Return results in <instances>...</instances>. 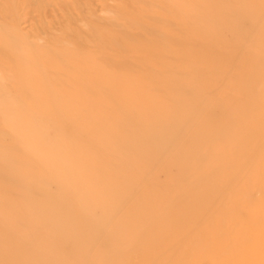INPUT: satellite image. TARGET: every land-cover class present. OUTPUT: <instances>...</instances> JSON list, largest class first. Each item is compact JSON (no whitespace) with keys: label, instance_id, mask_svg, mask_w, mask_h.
<instances>
[{"label":"bare ground","instance_id":"6f19581e","mask_svg":"<svg viewBox=\"0 0 264 264\" xmlns=\"http://www.w3.org/2000/svg\"><path fill=\"white\" fill-rule=\"evenodd\" d=\"M55 5L65 9L55 22L19 27L18 10ZM98 7L103 15L86 0H0V86L83 142H48L0 97V148L31 171L7 172L0 160V188L12 196H0V264H264V0ZM254 60L262 67L248 72ZM25 176L36 188L18 181ZM159 193L167 208L156 207ZM137 219L134 239L123 240Z\"/></svg>","mask_w":264,"mask_h":264},{"label":"rangeland","instance_id":"374dc122","mask_svg":"<svg viewBox=\"0 0 264 264\" xmlns=\"http://www.w3.org/2000/svg\"><path fill=\"white\" fill-rule=\"evenodd\" d=\"M89 5H91L94 9H95V14L98 15H103L104 12L99 10V1L100 0H86ZM108 3H112V0H104ZM27 7V6H26ZM63 5H55L53 7H49V8H43V7H38V6H34V7H27L26 9H20L18 10V24L20 28L23 29H28V28H32L34 25L37 24V22L39 21H48V22H55L56 18H58V16H60L61 14L65 13V9H63ZM57 29V30H56ZM53 33L58 34L60 32V26L58 23H54L53 25V29H52ZM56 30V31H55ZM11 42L16 45L19 46L17 41H15L14 39L11 40ZM38 43H40L41 41H37ZM16 50V49H14ZM31 60L33 61V63L36 65H39V61L36 57H32ZM85 61L84 58L82 57H78L76 59V62L82 64ZM96 67V66H95ZM248 72L252 71L253 69H260L262 67V65L260 64L259 60H254L252 61L248 66ZM43 84L46 87V89L49 92H52V84L50 83L49 79L47 78V76L43 77ZM0 97L2 98H6L9 103L12 105V114L13 115H18V116H23L28 122H30V128L32 130H35L41 137H44L48 142L53 143V136L51 134L57 135L58 137H61L62 139H64L68 144H71L77 148H80L83 146V142L81 141L80 137L78 136L77 133H74L73 131L69 130L65 124L60 121V120H56L53 119L51 116L47 115L44 112H38L36 110H34L25 100V98L19 93L18 89H14V90H8L5 89V86L1 85L0 86ZM249 100L252 103L256 102V96L254 93L249 95ZM43 113V114H42ZM232 124L234 125H241V123L243 122L242 117H237L236 119H233ZM77 134V135H76ZM132 137V136H131ZM94 141L99 142L101 140L100 136H96L95 138H92ZM22 137L19 135H15V140H14V145L15 146H19V145H23L22 142ZM209 150V149H206ZM5 155V151L3 149L0 148V160H2L3 163V167L7 172L10 171H14L16 169H18V171H22L26 176L27 174L29 175V173L31 172L30 170H28V167L24 166V167H18V165L16 164V162L12 159H8L4 157ZM64 156V154L62 155ZM59 157L58 160L62 163L63 167L65 168V172H70L73 170V166L69 161H64V157ZM91 157H100L102 158L105 162H112L115 160H120V157H115L111 154L110 150H104V152H102V155L99 153H96L95 149L91 150L90 153ZM37 161V160H35ZM39 164V169L37 170L38 173L40 174H45L49 171V159L43 158L40 161L37 162ZM157 170V169H156ZM201 170V161L197 162L196 164L192 165L191 167H189V170L187 171V176L185 178H182L181 181L184 183L183 185H185L189 178L191 179L193 175H197L198 172H200ZM5 171V172H6ZM169 173L174 175V176H178V168L176 165H171L169 167ZM26 176L21 177L20 179H18L19 182L23 183V184H27V186L29 187H35V184L33 182H30L28 180H26ZM86 190L90 193V197L93 198L94 194H95V188L94 185H91V183L88 181L85 184ZM148 187H143L141 188V190H147ZM0 196L4 199V200H8V198H12L11 195H9L8 193V186L6 185H1L0 188ZM43 202L45 203V205H55L56 201L53 200L52 198H45L43 200ZM48 203V204H47ZM94 202H89V206H94L95 203ZM167 203L168 200L165 197L164 193H159L158 195V200H157V205L156 207L158 209H164L165 207L167 208ZM74 204V202H73ZM100 211H105L107 209V205L106 204H102L99 207ZM98 209V210H99ZM79 210V208L77 207L72 208L71 207V211L72 212H77ZM57 214L59 216L61 213L57 212ZM20 221L24 222L25 219L23 217L20 218ZM114 221H112L110 223V226L114 227ZM141 225V221L140 220H133L131 225H130V231L129 232H124L121 234V238L125 241L127 239H129L130 241L134 239V231ZM14 228V232L17 233V231H20L21 228L17 227H13ZM21 233V231H20Z\"/></svg>","mask_w":264,"mask_h":264}]
</instances>
